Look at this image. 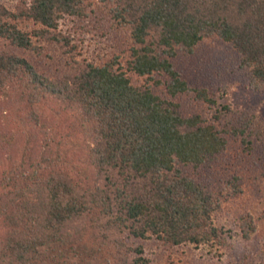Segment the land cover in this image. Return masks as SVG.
I'll return each mask as SVG.
<instances>
[{"label":"trees","instance_id":"16d2710c","mask_svg":"<svg viewBox=\"0 0 264 264\" xmlns=\"http://www.w3.org/2000/svg\"><path fill=\"white\" fill-rule=\"evenodd\" d=\"M15 1L0 3V97L8 93L19 117L12 125L14 118L2 116L7 131L25 127L28 146L0 169V264H157L161 251L181 246L207 247L221 259L235 232L217 218L243 182L236 175L214 189L201 170H213L227 152L226 135L248 149L264 146V127L250 110L229 104L208 117L203 103L215 99L172 60L215 42L241 60L248 88L264 92V0ZM88 7L89 37L64 53L66 72L55 79L36 69L29 56H49L64 22L85 17ZM116 34L129 45V73L116 55L104 56ZM130 74L163 75L168 96L135 86ZM230 88L222 79L223 92ZM39 110L68 116L69 125L62 141L54 125L46 148L35 150L46 125ZM224 120L230 125L221 135L216 126ZM79 135L91 143L77 146ZM256 203L236 218L246 240L264 205Z\"/></svg>","mask_w":264,"mask_h":264},{"label":"rangeland","instance_id":"374dc122","mask_svg":"<svg viewBox=\"0 0 264 264\" xmlns=\"http://www.w3.org/2000/svg\"><path fill=\"white\" fill-rule=\"evenodd\" d=\"M15 2V0H0V3H5L6 5ZM90 9L92 8L88 7L87 17L85 16L81 19H68L64 22L61 29V39L59 43L52 44L51 48L53 50H49L50 57H46L45 54L39 55V57L37 55L29 56L30 61L33 62L36 69L40 70L46 76L55 79L61 77L66 72L65 60H67V58L64 56V53L70 51L74 41H80V39L83 38L85 40L89 37L83 32L87 30L90 24V20L88 19ZM117 34L111 40L108 50L107 48L104 49V56L106 55L109 58V55H116L122 68L126 70V73H129V65L126 63L129 58V54H127L129 45L127 43L124 44L121 40L123 37L121 38V35ZM85 44L87 45V42H85ZM214 44L215 42L211 43L206 41L201 45V48L193 57L186 59L187 61H177L176 58L172 61L177 62L176 68L182 74L183 78L188 80L192 85L198 83L199 86L206 88L210 96L215 99L216 105L214 106L203 103L205 109L210 108V113H207L208 117H210L217 108L221 109L222 105L229 104L233 110H250L251 114H253L257 121L262 124V127H264V92L254 93L251 91L248 88L249 80L247 79L246 73L239 70L241 60H239L233 52L231 53V50L224 52L222 50L218 51L217 47H213L218 46V44ZM101 55L103 59L101 60L104 61L105 57L103 53H101ZM78 60H80V58H78ZM102 61H100V63ZM235 69L238 71L235 72ZM130 76L135 86L141 88L150 87L155 94L163 97L168 96L165 85L167 79L165 80L163 75L155 74L153 78H140L135 74H130ZM222 79L231 86L228 94L224 93L222 90ZM158 82H160V86L156 85ZM4 90H9V88L5 87ZM5 94L0 97V169L4 166L8 168L10 164L17 161L19 152L22 151L21 148L26 143V140H23L26 133L25 127H19L20 134L17 135L18 129L7 131L9 127L3 123L2 116L14 118L15 120L12 121V125H18L19 121L16 108L6 104L10 99H8V93ZM184 102L183 105L189 109L190 113L196 110L192 105H189L188 100ZM191 102H193L196 107H200L198 102L193 100V97H191ZM42 111L43 110H39V118L45 117V120L43 118L39 125L43 123L46 125L44 131L40 129L39 132L37 130L39 132V139L35 140L33 143V149L35 150L43 146L46 148L45 145H47V140H44V136H46L45 139H47L51 132L54 133L52 131L54 125L58 126V130L56 131L59 137L58 140L62 141L64 135L68 132V116L61 117L59 112H56L55 116L48 115V113L45 114ZM198 111H201V107ZM56 116L57 120L54 118ZM228 119L233 120L231 116H229ZM227 121L224 120L223 123L222 121L221 123H217L216 127L221 135L222 130L228 128L230 125ZM4 130L10 134L7 139L3 134ZM34 134L38 133L35 131ZM226 137L229 140L227 152L223 156L221 153L217 160L209 165L213 170L205 166L201 171L203 173L202 178L214 189H221L225 181H231V178L236 175L242 180L241 182H243V186L241 187L242 192L238 191L235 198H230L223 204L222 213L218 215L217 218L219 224L222 223V225L231 228L235 232V234L232 235L233 240L231 248L227 250L226 254L220 259L219 253L211 251L207 247L195 248L194 246H181L174 248L173 251L168 250L165 253L161 251V253L156 256L158 258L157 264H264V217H262L264 216V205L262 203L260 204V211L255 217V232L250 240H246L242 237L236 219L238 216L251 211L252 208L256 206V202L262 201L264 203V187L262 186L259 188L258 186L260 182L259 175H261V172H264V146L260 143L257 145L253 144V149H248L241 141L233 140L229 135H226ZM11 138H14V140L10 141ZM90 143L89 137L79 135V141L76 145L83 147ZM187 172L192 174L194 178H197L201 173L200 171L196 173V170L193 168L187 169ZM93 177L95 179V176ZM156 246L157 245L153 244V242L146 243V247L150 252L156 250Z\"/></svg>","mask_w":264,"mask_h":264}]
</instances>
